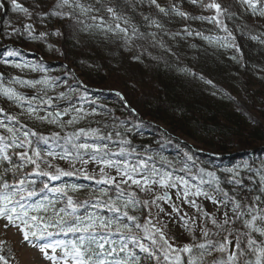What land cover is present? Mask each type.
Wrapping results in <instances>:
<instances>
[{"label":"snow or ice","instance_id":"1","mask_svg":"<svg viewBox=\"0 0 264 264\" xmlns=\"http://www.w3.org/2000/svg\"><path fill=\"white\" fill-rule=\"evenodd\" d=\"M136 2L144 3V0H136ZM147 3L164 15H169L171 12L185 20L193 19L214 24L226 33L224 37L216 38V41L221 47L233 48L236 52H240V47L235 43V36L224 23L225 19L235 16V12L232 11L234 4H239L253 16L264 19V0H231L230 3H222L220 0H189L190 4L213 13L207 17L191 16L173 3H170L168 8L161 6L158 0H147ZM8 4L11 5L13 12L22 13L31 18L32 13L18 0H8ZM5 7L6 4L0 2V9ZM55 8L61 11H53L52 15L75 21L73 28L83 25L85 29H95L104 35L111 34L121 40L129 50L137 40H147L149 36L155 42V33L145 35L140 32L136 24L132 23L128 9L135 11L133 0H123V4L118 3L117 0H94L92 3H82L81 0H57ZM65 8L71 11H63ZM141 15L145 21L150 22L149 27L163 28L157 20L142 13ZM81 16H88L93 23L85 24L80 19ZM6 26L11 27L8 22ZM24 30L29 33V36L32 35L31 24L25 25ZM19 31L12 28L11 32L6 31L5 35L15 36L19 34ZM183 31L189 36L193 35L188 28ZM196 35L202 36L201 33ZM203 38L213 42L212 37ZM251 38L257 39L255 36ZM6 55L18 56L19 52L9 49ZM136 58L139 59V57ZM231 59L236 60L237 63L240 62L236 56ZM4 63L7 64V61ZM12 66L18 69L27 67L31 71L37 70L34 66L25 64ZM9 83L29 88L42 86L39 92H43V96L38 92L36 97L28 98L12 87H5L3 76L0 74V96L14 102L18 107L27 103L29 105L25 109L27 115L41 123L60 124L61 127L72 126L88 115L97 114L93 112L81 115L83 109L76 108L74 111L77 115L72 116L65 125L61 117L69 115L67 110L50 112L47 116L41 115L38 111L43 106L52 107L53 98H45L47 90L55 86L52 78L45 77L32 81L11 77ZM65 97L66 94L61 92L56 99ZM33 105L36 106L33 107ZM0 114L5 116V120H0V169H2L0 171V220L5 221V230L9 227L17 229L25 246L38 249L43 259L49 264H153V262L154 264H264V207H261L264 204V198L261 196L254 197L250 203L233 198L232 216H229L228 211H224L223 218L218 219L197 203L198 198L204 197L217 206V211H220L221 207L227 208L228 193L220 188L215 173H206L211 177L209 181L202 178L200 180V184H211L215 181V188L208 191L200 186L191 185L183 177L174 176L173 172L158 168L154 163L150 164L149 162L155 159L152 155L137 159L135 163L126 159H113V157L139 156L140 154L134 148L125 147V145H131L128 139L120 141L121 146L118 151H110L106 144L83 142L112 139V133L102 134L99 128H80L71 134H66L63 139L66 144L71 145L74 152H69L65 148L59 155L51 151L43 153L33 146L31 137L47 145L50 141L59 139L58 133L46 137L36 131H25L26 125L21 124L17 116L7 115L3 108H0ZM13 124L19 127H14ZM116 135L119 136L120 133L116 132ZM86 155L89 156L88 159L84 158ZM184 156L187 161H193L189 153L185 152ZM13 157L18 158L20 163H16ZM56 159L65 161L68 167L63 168L54 164L52 161ZM90 163L95 164L98 170L94 169L90 172L87 168ZM161 163L167 164L174 170L176 164H181L180 161L174 164L163 158ZM77 164L80 167H77ZM247 167L248 165H245V168ZM112 170L115 171V175L112 174ZM179 171H190V168L187 164H182ZM199 172L201 176L205 174L204 169H200ZM230 172L235 184L239 185L241 183L237 179L240 175L239 171L232 169ZM8 173L12 174L11 180L8 179ZM74 176L94 180L98 185L114 188L115 193L111 194L108 188H105L99 192H90L88 199L80 200L72 195L80 191V186L50 187L48 183H44L37 190L36 181L29 179V177H46L49 181H60L64 177ZM156 188L163 191L155 192ZM177 188L180 191L176 192V200L196 209L202 217L210 220L216 229L212 231L203 226L200 228L202 240L198 241L193 235L191 243H185L179 247L170 242L163 230L167 225L157 226L150 218L141 223L138 215L130 214L140 211L142 206L149 209L148 217L152 216V207L158 210L157 216L160 213L180 215L179 205L173 202L169 195L171 189ZM136 189L141 193L154 194V199L149 201L140 198ZM44 192L54 193L58 199L45 198L37 201L35 198ZM215 193H221L225 199H218ZM157 201L168 204L171 213L166 212ZM88 207L96 211L88 212ZM82 208L85 209L83 215L80 214ZM102 212L112 215L104 216L100 214ZM183 218H186L185 230L192 235L195 231V218L189 217L187 213H184ZM188 220H192L193 223L189 224ZM253 233L262 239L258 241ZM61 237H71V239ZM144 241L149 243L146 244ZM5 245L6 241H0V264H11L8 256L11 250H6ZM137 250L139 253H144V257L139 256ZM11 259L14 260L15 256L12 255Z\"/></svg>","mask_w":264,"mask_h":264},{"label":"trees","instance_id":"2","mask_svg":"<svg viewBox=\"0 0 264 264\" xmlns=\"http://www.w3.org/2000/svg\"><path fill=\"white\" fill-rule=\"evenodd\" d=\"M182 1L187 4L191 16L213 14L210 10L204 11L190 4L189 0ZM1 2L6 7L0 9V46H29L39 57L63 59L67 64L65 69L73 70L85 85L109 92H126L127 104L133 109L137 105L142 119L163 125L179 138L200 145L202 151L211 149L220 157L235 156L239 151L244 156L251 153L264 155V127L257 122V119L264 121V26L257 22L259 17L253 16L243 6L234 4L232 11L235 16L224 20L233 35L243 41V55H232L240 62L231 60L234 68L228 71L225 67L228 64H224L228 60L223 61V65L216 64L219 57L216 52L220 48L214 44L216 38L224 37L226 33L207 21L185 20L176 15L169 20L168 15L159 13L155 8L147 12L145 7H140L147 0L144 3L133 0L135 11L129 8L128 15L141 33H155V42L149 36L147 40H137L131 50L115 36L85 29L83 25L73 28L75 21L52 15L53 11H61L55 8L57 0H18L32 13L31 18L13 12L8 0ZM81 2L92 3L94 0ZM117 2L123 4V0ZM220 2L230 3L231 0ZM63 11L71 10L65 8ZM141 13L157 20L163 28L149 27L150 22L145 21ZM80 19L85 24H92L88 16H81ZM6 22L11 27H7ZM27 24L32 25L31 36L24 30ZM12 28L19 29V34L6 36L5 32H11ZM185 28L190 29L193 35H187L183 31ZM183 35L188 38L187 41ZM252 36L257 39L253 40ZM203 37H212L213 42ZM183 40L188 45H183ZM231 72L251 101L257 117L255 121L247 118L234 101L211 81L228 80ZM108 95L113 97L111 93ZM114 112L116 116L125 115L117 110ZM38 133L47 136L45 132ZM33 140V146L39 149L41 141L35 137ZM205 157L212 159L207 155ZM13 160L19 163L18 158L13 157ZM222 176L219 175L221 186L224 183ZM241 177V187L230 192L235 200L250 203L254 196L264 197L256 176L246 172ZM8 179H12L11 173H8ZM186 240L191 243L192 237ZM179 245L182 246L183 242L180 241Z\"/></svg>","mask_w":264,"mask_h":264},{"label":"rangeland","instance_id":"3","mask_svg":"<svg viewBox=\"0 0 264 264\" xmlns=\"http://www.w3.org/2000/svg\"><path fill=\"white\" fill-rule=\"evenodd\" d=\"M1 2V0H0ZM158 3L161 6L168 8L170 3L177 5L180 10L188 12L187 4L182 0H158ZM140 7H145V11L152 12V9L155 8L154 6H149L147 3L142 4ZM201 16V15H197ZM169 18H174V14L171 12L168 16ZM89 18V17H88ZM260 24L264 26V19L259 21ZM93 23V22H92ZM38 34V33H37ZM111 35V34H110ZM183 38L187 41L188 38L183 35ZM235 43L240 47V52H236L233 48L225 49L220 46V43L214 41L220 50L216 52V56H219L216 59V64L223 65L228 64L225 67H228V71H233L234 64L233 59H231L232 55H236L241 57L243 55V41L235 37ZM183 40V45H188V43ZM10 44H5L0 46V74L3 76V85L5 87H12L17 92L25 95L28 98L36 97L38 95L39 89L42 87L37 85L36 88H29V87H22L19 84L9 83L11 77H19L22 80H41L45 77L52 78L55 81V86L53 89L47 90V95L45 98H53L52 107L43 106L38 109L41 115L47 116L48 113L52 112H63L67 110L69 115L61 117L62 122L66 125L67 121L72 118V116L77 115L74 111L76 108L83 109L84 113H97L96 115H88L85 119H82L78 124L72 126H65L61 127L60 124H49V123H41L36 121L34 118L29 117L25 112V109L29 107L27 103H23L22 106L18 107L14 102L6 100L3 96H0V108L5 110L7 115L17 116L21 122V124L26 125L25 131L32 130L36 132L43 133L47 135L46 137L53 136L54 133L59 134V139L50 141L49 144L45 145L42 141L40 142L39 149L43 153H47L49 151L53 152L54 154H62L67 148L69 152H74L75 150L72 149L71 145L66 144L63 137L66 134H71L73 131L78 130L80 128H99L102 134L112 133L111 140H87L82 141L87 143H95L99 145H107L109 150H117L121 146L120 141L122 139H128L131 141V145H125V147L134 148L137 153L140 155H132L127 157H113V159H126L132 163H135L137 159L145 158L147 155H152L155 157L153 161L149 163H154L158 168L162 170H166L169 172H173L174 176L183 177L184 179L188 180L191 185L200 186L205 190L212 191L215 188V181L211 184H200L201 178L205 181L211 180V177L207 176L206 173L212 172L215 173V176L219 180L220 188L223 192L228 193V205L227 208L221 207L220 211H217V206L213 205L210 201L206 200L204 197H200L197 199V203L200 204L207 212L210 214H214L218 219H222V213L224 211L229 212V216H232V200L235 197L230 194L231 191L239 189L242 185V177L243 173H250L256 176V179L259 180L261 192L264 189V183H262V179H264V155H254V153L248 154L244 156L242 153L237 152L238 155H235L233 158H224L219 157L214 150H203L200 145L194 144L190 140L179 138L177 135H174L169 132V130L160 125L158 123L150 122L144 120L139 115L137 105H134V109L130 108L127 104L128 97L126 92H117L119 95H113L110 97L108 95L109 91H105L102 89H96L100 91V93L86 91L83 87L89 86L85 85L81 82L79 78H77L75 72L73 70H67L66 62L59 58V59H46L39 57L35 54V50L27 46L26 48H6ZM11 46V45H10ZM2 49V50H1ZM11 49L14 51H18V56L9 57L6 55V52ZM33 54L37 56H33ZM232 60V61H231ZM7 61V64L4 63ZM14 64H25L29 66H34L37 70L31 71L29 68L18 69L13 67ZM65 70V71H64ZM73 74V75H72ZM228 76V73L225 74V77ZM215 85H217L221 91H223L230 99H232L236 105V107L248 118H252L254 121L256 120L255 113L252 109L251 101L247 98L245 89L243 86L240 85L238 81H236L234 75L229 73L228 80H211ZM63 92L66 94V97L63 99H56L59 94ZM39 95L43 96V92H39ZM102 95V96H101ZM107 95V96H106ZM36 105H33L35 107ZM115 110L117 112L123 113L125 115L120 116L115 114ZM0 120H5V116L0 114ZM257 122L264 127V121H260L257 119ZM14 127H19V125L13 124ZM127 129H131V131H127ZM116 132H119L120 135L117 136ZM34 137H31L33 140ZM34 141V140H33ZM180 142H183L184 145H181ZM150 144H147V143ZM187 145V147H185ZM264 148V147H263ZM187 152L193 157V161H187L184 153ZM200 152L201 154L199 155ZM197 155H195V154ZM206 153V154H205ZM212 155L215 158L208 159L205 156ZM219 157V158H218ZM88 159L89 156L86 155L84 157ZM161 158L167 161H172L176 164L177 161H180L181 164H176L175 170L172 167H169L167 164L161 163ZM211 158V157H210ZM54 164L59 165L60 167L67 168L68 164L63 160H53ZM20 163V161H19ZM182 164H187L190 168V171H179V168ZM245 165H248L245 168ZM77 167H80L77 164ZM88 170L91 172L94 169H97V166L93 163L87 165ZM204 169L205 174L201 176L199 170ZM236 169L239 171L240 175L237 177L241 181L239 185L235 184L232 179L230 170ZM112 174L115 175V171L112 170ZM219 175L222 176V180L224 181L223 186L221 180L219 179ZM29 179H34L36 181L35 187L37 190L44 184L48 183L50 187H59L61 185H77L80 186V191L78 193H72L74 197L80 200L88 199V193L90 192H99L101 189L108 188V191L111 194L115 193L114 188H109L106 185H98L94 180H85L82 177H64L60 181H49L46 177H29ZM224 187V190H223ZM138 196L142 199H147L151 201L154 199V194L148 193H141L138 189H136ZM162 189L156 188L155 192H162ZM180 191L179 188L171 189L169 191V195L172 197V201L177 203L181 209L180 215L175 213H171V209L169 208L168 204H165L163 201H157L161 205V207L165 208L166 212L171 213V215H165L164 213H160L157 216V209L155 207L151 208L152 216L148 217L147 213L149 209H145L142 206L140 207V211L136 213H130L134 215H138L140 217V222L143 223L145 219H152L153 223H156L157 226H164L163 230L165 231L166 235L169 237L170 242L174 244V246L179 247V242H183V244L188 243V240L193 235L196 239L202 240V234L200 232V228L206 226L207 228L211 229L212 231H216L214 226L211 224L210 220L206 219V217H202L194 208L189 207V205L182 203L176 200V192ZM220 200H224L225 198L222 196L221 193H215ZM255 197V196H254ZM58 199L57 195L51 192H44L38 195L35 199L37 201L41 199ZM264 198V197H263ZM62 199V197H60ZM252 199V198H251ZM264 207V204L261 205ZM88 212L96 211L91 207L87 208ZM85 213V209H81L80 214L83 215ZM184 213H187L189 217L195 218V231L192 235L184 228L185 219ZM104 216H111V213L102 212L100 213ZM205 221L207 223L205 224ZM127 222V221H125ZM5 221L0 220V241H6L5 248L10 249L11 252L8 253L10 258L11 264H49L48 261L43 259L42 254L39 252L38 249L32 248L30 246H25L22 242V237L17 229L9 227L7 230L4 228ZM189 224H192V220H188ZM139 231V230H137ZM255 238L261 237L257 236L253 233ZM65 239H71V237H61ZM186 240V241H183ZM144 243H149L148 241H144ZM183 246V245H182ZM139 256L144 257V253H139ZM14 255L15 259L12 260L11 256ZM154 264V262H153Z\"/></svg>","mask_w":264,"mask_h":264},{"label":"water","instance_id":"4","mask_svg":"<svg viewBox=\"0 0 264 264\" xmlns=\"http://www.w3.org/2000/svg\"><path fill=\"white\" fill-rule=\"evenodd\" d=\"M7 47H8V46H5L4 49L7 48ZM1 50H2V49H1ZM33 56H36V55L33 54ZM113 94L117 95V93H115V92H113Z\"/></svg>","mask_w":264,"mask_h":264}]
</instances>
